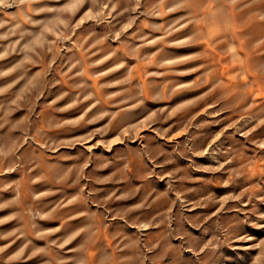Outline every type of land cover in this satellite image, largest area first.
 <instances>
[{
  "label": "rangeland",
  "instance_id": "374dc122",
  "mask_svg": "<svg viewBox=\"0 0 264 264\" xmlns=\"http://www.w3.org/2000/svg\"><path fill=\"white\" fill-rule=\"evenodd\" d=\"M0 264H264V0H0Z\"/></svg>",
  "mask_w": 264,
  "mask_h": 264
},
{
  "label": "crops",
  "instance_id": "0c3cea01",
  "mask_svg": "<svg viewBox=\"0 0 264 264\" xmlns=\"http://www.w3.org/2000/svg\"><path fill=\"white\" fill-rule=\"evenodd\" d=\"M213 5V4H212ZM212 5H210V9H209V11H208V16L206 15V16H204V24H205V27H204V34H205V36L207 37V38H211V37H215L216 36V34H214L213 32H212V24H214L215 22H217V21H215V20H219L220 19V13L218 14L217 12H216V10L215 9H218L215 5H214V7L212 6ZM212 8H214V9H212Z\"/></svg>",
  "mask_w": 264,
  "mask_h": 264
}]
</instances>
